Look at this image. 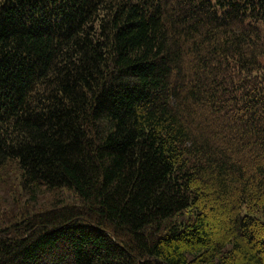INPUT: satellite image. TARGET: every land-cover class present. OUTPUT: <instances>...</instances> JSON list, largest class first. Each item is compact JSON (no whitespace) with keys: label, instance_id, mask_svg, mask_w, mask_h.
Here are the masks:
<instances>
[{"label":"trees","instance_id":"16d2710c","mask_svg":"<svg viewBox=\"0 0 264 264\" xmlns=\"http://www.w3.org/2000/svg\"><path fill=\"white\" fill-rule=\"evenodd\" d=\"M0 264H264V0H0Z\"/></svg>","mask_w":264,"mask_h":264}]
</instances>
